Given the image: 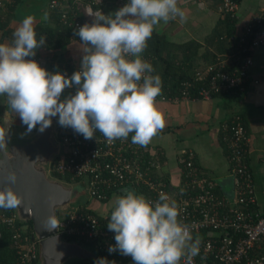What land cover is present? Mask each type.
Masks as SVG:
<instances>
[{
  "label": "clouds",
  "instance_id": "obj_1",
  "mask_svg": "<svg viewBox=\"0 0 264 264\" xmlns=\"http://www.w3.org/2000/svg\"><path fill=\"white\" fill-rule=\"evenodd\" d=\"M91 24L75 32L83 53L81 68L71 77L50 73L34 59L36 50L45 45V36L37 39L35 17L28 15L13 33L12 41L0 43V96L7 97L8 108L27 126L43 133L58 117V124L71 128L84 139L101 133L109 143L131 136L135 145L147 146L165 127V117L157 108L162 94V79L153 75V65L142 58L154 29L162 22L186 20L178 0H128L114 14L90 13ZM47 21L49 15L44 13ZM74 95L62 99L66 89ZM5 132L0 128V147ZM14 184L16 174L9 173ZM22 198L11 188L0 190V209H17ZM175 199L160 192L152 201L135 190L124 189L114 197L107 224L115 233L116 244L109 253L119 251L134 264H193L201 239H195L190 227L180 220ZM49 230L58 221L49 216ZM94 264H115L99 258Z\"/></svg>",
  "mask_w": 264,
  "mask_h": 264
},
{
  "label": "built area",
  "instance_id": "obj_2",
  "mask_svg": "<svg viewBox=\"0 0 264 264\" xmlns=\"http://www.w3.org/2000/svg\"><path fill=\"white\" fill-rule=\"evenodd\" d=\"M109 1L73 0L70 3L69 0H54L50 8H58L61 23L77 31L85 23L93 22L90 13L101 11L107 15L106 5ZM239 2L223 0L220 9L223 14L234 16ZM126 3L128 0H116L114 4L120 9ZM262 20L264 15L245 29L246 36L242 43L249 40V45L242 47L241 44L244 52L264 45V29L259 26ZM34 60L39 65L44 63L41 55ZM239 61L232 68L211 65L205 72L196 73L184 81L180 94L168 96L162 92L156 102L211 99L218 94L244 91L253 59L245 55ZM62 74L71 77V74ZM69 92L74 95L76 89L71 88ZM222 129L234 184L232 198L218 193L214 179L196 164L192 151H188L182 161V183L172 192L170 185L158 174L156 154L146 147L133 144V134H129L126 140L109 143L98 131L93 139L86 140L73 129L61 127L59 141L63 154L58 163H52L51 171L62 177H70L72 181L85 182L88 195L98 202L106 201L112 192L123 195L124 189L135 190L152 201L158 200L160 192L167 193L178 202L179 218L190 227L193 238L206 234L199 254L193 258V264H264V209L261 213L255 210V182L247 162V130L241 116H235ZM144 189L148 195L141 193ZM100 219L103 218L98 214L73 207L60 217L59 234L88 243L97 242L100 249L109 253V247L116 244L115 233L104 228ZM17 221L19 219L15 212L7 215L0 209V224L13 230L12 242L16 253L13 264H38L39 241L34 238V232L31 238L28 237V227L17 226ZM109 254L132 260L119 251ZM181 264L186 262L182 260Z\"/></svg>",
  "mask_w": 264,
  "mask_h": 264
},
{
  "label": "crops",
  "instance_id": "obj_3",
  "mask_svg": "<svg viewBox=\"0 0 264 264\" xmlns=\"http://www.w3.org/2000/svg\"><path fill=\"white\" fill-rule=\"evenodd\" d=\"M42 1L46 4L48 0H35V3L20 0L16 5L13 4V0H1L0 3L3 5L7 3L10 6L14 5L10 22L13 32L28 15L35 17V26L55 27L49 19L47 21L43 19L46 10H41ZM35 4L37 10L30 12V6L33 7ZM221 5L220 0H178V6L185 12L186 20L182 22L177 18L167 24L162 22L154 29L166 41L178 47V53L173 51V48H168L167 59L178 63L191 55L186 68L189 74L203 73L211 65H226L233 61L235 49L249 45V40L242 43L246 36L245 29L260 15H264V0H240L234 15L236 20L234 33L229 40L223 39L225 37L222 36L227 35L228 30L220 24L224 19ZM80 43L73 41L61 49L39 50L44 65L46 63L56 65L62 59L68 58L74 68L80 69L83 56ZM233 44H236V47L233 48ZM195 48L197 50L193 54ZM247 55L252 56L253 59V64L249 68L248 82L244 91L233 93L234 98L216 96L211 99L157 102V108L165 117V127L144 147L152 154H156L159 161L158 174L170 185L172 192L182 183V161L186 153L192 151L196 164L207 176L214 179L218 193L232 198L234 184L222 128L235 116H241L249 138L247 162L255 182L257 199L255 210L261 213L264 209V45L249 51ZM142 58L144 59L143 54ZM153 68L155 75L161 76L164 72V65L160 61L154 62ZM69 95V89H66L62 99ZM78 183L87 192L85 182L78 181ZM116 195L120 194H112L110 200L103 203L95 201L89 195L84 196L83 193L69 209L88 208L108 224ZM82 197L89 199L85 201ZM79 200L82 202L77 203Z\"/></svg>",
  "mask_w": 264,
  "mask_h": 264
},
{
  "label": "water",
  "instance_id": "obj_4",
  "mask_svg": "<svg viewBox=\"0 0 264 264\" xmlns=\"http://www.w3.org/2000/svg\"><path fill=\"white\" fill-rule=\"evenodd\" d=\"M13 120L11 111L4 108L2 129L5 140L0 147V190L11 187L22 198V204L15 213L19 221L32 223L34 238L40 246L38 264L95 259L96 255L90 248L68 242L59 234L60 216L86 190L80 185L70 186L48 173L49 166L63 153L58 119L53 118L49 128L43 133L37 131L23 144H10ZM11 172L17 177L14 184L7 179ZM49 216L57 219L58 228L49 230L45 227Z\"/></svg>",
  "mask_w": 264,
  "mask_h": 264
},
{
  "label": "trees",
  "instance_id": "obj_5",
  "mask_svg": "<svg viewBox=\"0 0 264 264\" xmlns=\"http://www.w3.org/2000/svg\"><path fill=\"white\" fill-rule=\"evenodd\" d=\"M19 1L20 0H13V4L16 5V4H18ZM53 1L54 0H48L44 9L46 10V12L49 15V20L55 24V27L49 28V27L41 26V25L35 26L36 32H37V39H39V37L41 35H43V36H45L46 40H45V45L43 47L37 49L36 55L34 57H29V59H34L38 55H41L39 52V50H41V49H44V50L61 49L73 41H80V38L75 34V32H76L75 29H72L70 27H66L61 23V21H60L61 14L59 12V9L58 8H55V9L50 8V4ZM57 1L61 2L63 0H57ZM72 1L73 0H69L70 3H72ZM115 1L116 0H110L109 3L106 5V13H107L110 5H112L116 9H119L115 6V4H114ZM220 1H223V0H220ZM0 2H1V0H0ZM13 6H10L9 3L4 4V5L2 3L0 4V43H4L6 40H9L8 42L10 43L13 39V33L14 32L10 28V22L12 19V14L14 13V7ZM223 17H224V19L221 20L220 24L224 25L227 28L228 32H227V35L223 34L222 36L225 37L223 39L229 40V38H231V36L234 33V27L236 24V20H235L234 16H232L230 13H224ZM259 26L264 28V20H262V22H261V24H259ZM228 43L231 45V48H232L231 42L229 41ZM234 47H236V44L235 45L233 44V48ZM168 48L169 47L167 46V41L165 40V38L163 36H161L160 34H158L154 30L151 39L148 41V47L143 52V57H144V60L150 62L152 65H154V62H159V61L162 62V64L164 65V72L160 76L162 79V92L166 93V95H168V96H175V95H178L181 93V89H182L181 84L184 81H186L189 77H192L193 75H195L196 73L195 74H189L187 72L188 70L186 71V68L188 67L187 62H188V60L191 59V55L187 56L186 59H183L178 63H177V61L173 62V61H170L169 59H167V57H166V55H167L166 53H167V51H169ZM196 48L194 49L193 54L195 53V50H197ZM234 52L235 53H234L233 61L226 64V68H232V67L236 66L238 64V62H240L239 61L240 57L248 54V52H243V50L241 48L239 49L238 47L235 49ZM40 66L43 67L44 69H46L50 73L60 72V73H68V74L72 75L75 71H77V69L74 68L70 64V59H68V58L62 59V61H59L56 65H54V63H46L44 65V63H43ZM152 74L155 75L154 73H152ZM235 92H238V91H235ZM216 96H222V97L227 96V97L234 98L233 92L232 93L218 94V95L213 96L212 98H214ZM6 109L11 111L10 108H6ZM11 114H12V111H11ZM56 118L58 119V117H56ZM228 123H230V122H228ZM243 123H244V121H243ZM244 125H245V123H244ZM21 127L24 129L25 132H27V126L23 125L22 121H21ZM38 128H39V126H37V129H34L29 134L36 133L38 131ZM60 129H61V126H60ZM222 135L224 137V133ZM59 161H60V157H57L53 162H54V164H56ZM53 176L55 178L60 179V180L62 179L66 183H72L73 182L70 177H62L56 173H53ZM76 182H78V181H76ZM82 185L85 186L84 184H82ZM141 193H145L146 195H148V192L145 189L142 190ZM112 194H113V192L108 194L109 198L106 201H104L103 203H107L110 200ZM81 210L85 211V212H90V213L96 214L94 211H92L88 208H85V207H81ZM4 211L6 212L7 215H13L15 212V209L4 210ZM100 221L102 223V226L104 228H107V224H106L105 220L100 219ZM16 223H17V226L26 225L28 227V237L31 238V236L33 235L32 223L31 222L21 223L19 221H17ZM12 232H13L12 229L8 228L6 225L0 224V264H13L16 260V253H15V249L13 247V242H12ZM198 237L201 239V242H202L204 240V238L206 237V234L202 233L201 235H198ZM63 238L68 242L78 243L82 246L90 248L96 255L95 259L72 260L66 264H94V262L96 260H98L99 258H106L109 262L115 261V264H134V262L132 260L120 258L118 255H110L109 253L100 249L99 243H97V242L88 243V242H85L84 240H79L75 237H67V236H65ZM262 253L264 254V246H263ZM211 264H216V263L212 262Z\"/></svg>",
  "mask_w": 264,
  "mask_h": 264
},
{
  "label": "rangeland",
  "instance_id": "obj_6",
  "mask_svg": "<svg viewBox=\"0 0 264 264\" xmlns=\"http://www.w3.org/2000/svg\"><path fill=\"white\" fill-rule=\"evenodd\" d=\"M28 2L29 3L30 2L35 3V0H28ZM40 5H41V10L44 9V6H46V4H44V2L42 4H40ZM29 9L31 11L27 9L28 12L29 11L30 12L36 11L37 10L36 4L33 5V7L30 6ZM117 10H119V9H116L115 7H113L112 5H110L109 8H108V12H109L108 14H114ZM35 13L36 12H34V14ZM167 46L169 48H173V51H175L176 53L179 52V50L177 49L178 47L175 44H171V43H169L167 41ZM4 107L8 108V105H7V97L6 96H0V128H3ZM12 115L14 117V120H13V125H12L11 133H10V144H23L25 141H27L33 135L29 136L28 133L24 131V129L21 127V119L19 118V116H16V113L12 112ZM51 167H52V164L49 166L48 173H49L50 176L54 177L53 176V172L51 171ZM67 184L70 185V186H75V185H79L80 183H78L76 181H73L72 183H70V184L67 183ZM84 196H88L87 192L84 193ZM82 198L85 201L89 199V197H82ZM82 200L77 201V203H81ZM91 202L92 201H90V203ZM39 249H40V247H39Z\"/></svg>",
  "mask_w": 264,
  "mask_h": 264
},
{
  "label": "flooded vegetation",
  "instance_id": "obj_7",
  "mask_svg": "<svg viewBox=\"0 0 264 264\" xmlns=\"http://www.w3.org/2000/svg\"><path fill=\"white\" fill-rule=\"evenodd\" d=\"M13 116V115H12Z\"/></svg>",
  "mask_w": 264,
  "mask_h": 264
}]
</instances>
